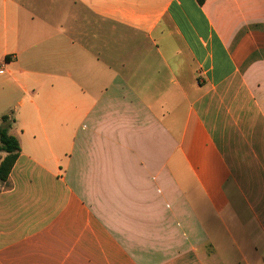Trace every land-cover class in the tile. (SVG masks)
I'll use <instances>...</instances> for the list:
<instances>
[{
	"label": "crops",
	"instance_id": "0c3cea01",
	"mask_svg": "<svg viewBox=\"0 0 264 264\" xmlns=\"http://www.w3.org/2000/svg\"><path fill=\"white\" fill-rule=\"evenodd\" d=\"M3 115L0 264L264 262V0H0Z\"/></svg>",
	"mask_w": 264,
	"mask_h": 264
},
{
	"label": "trees",
	"instance_id": "16d2710c",
	"mask_svg": "<svg viewBox=\"0 0 264 264\" xmlns=\"http://www.w3.org/2000/svg\"><path fill=\"white\" fill-rule=\"evenodd\" d=\"M204 0H196L201 5ZM13 119L10 115H3L0 119V183L7 181L8 175L19 155L20 148L17 139L9 133Z\"/></svg>",
	"mask_w": 264,
	"mask_h": 264
},
{
	"label": "rangeland",
	"instance_id": "374dc122",
	"mask_svg": "<svg viewBox=\"0 0 264 264\" xmlns=\"http://www.w3.org/2000/svg\"><path fill=\"white\" fill-rule=\"evenodd\" d=\"M3 156L0 154V159L2 158ZM262 264H264V262H262Z\"/></svg>",
	"mask_w": 264,
	"mask_h": 264
}]
</instances>
